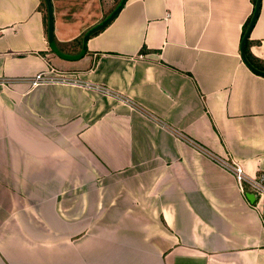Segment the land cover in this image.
I'll return each instance as SVG.
<instances>
[{"label": "crops", "instance_id": "crops-1", "mask_svg": "<svg viewBox=\"0 0 264 264\" xmlns=\"http://www.w3.org/2000/svg\"><path fill=\"white\" fill-rule=\"evenodd\" d=\"M118 2L50 0V39L45 0H0V264H264V200L216 161L264 176L254 1L126 0L57 54ZM247 40L264 72V0Z\"/></svg>", "mask_w": 264, "mask_h": 264}, {"label": "water", "instance_id": "water-1", "mask_svg": "<svg viewBox=\"0 0 264 264\" xmlns=\"http://www.w3.org/2000/svg\"><path fill=\"white\" fill-rule=\"evenodd\" d=\"M46 5H47V10H48V36L51 39L52 38V32H53V19H52V7H51V3L50 0H45ZM126 0H119L118 4L116 5V7L112 10V12L107 15L105 18H103L100 22H98L97 24H95L94 26H92L83 36L82 38V48L81 51L78 54L75 55H66V54H62L60 52H57V54L59 56H61L64 59L67 60H77L79 58H81L85 52H86V43L87 40L89 38V36L98 31L99 29L103 28L104 26H106L108 23H110L116 16L117 14L120 12V10L122 9L123 5L125 4ZM260 4H261V0H256L255 1V5H254V10L251 16V19L249 21V24L246 28V30L244 31V34L242 36L241 42H240V55L243 59V61L245 62V64L255 73L258 74H263L264 72L255 68L254 66H252L249 61L246 58V54H245V42L248 38V36L250 35V32L254 26V23L257 19L258 16V12H259V8H260ZM246 197L248 198V200L250 202H255L256 197L253 193H247Z\"/></svg>", "mask_w": 264, "mask_h": 264}, {"label": "built area", "instance_id": "built-area-1", "mask_svg": "<svg viewBox=\"0 0 264 264\" xmlns=\"http://www.w3.org/2000/svg\"><path fill=\"white\" fill-rule=\"evenodd\" d=\"M52 72V71H51ZM46 73L44 71L37 72L29 81L30 85L37 86L38 84L52 81L53 79H61L62 81L70 80L71 76H60L53 73ZM218 163L230 171L235 180L238 188L241 192H244L245 184L249 186L251 192L256 197V204L264 200V176L260 175L255 178L246 176L242 165L236 161L228 159H217Z\"/></svg>", "mask_w": 264, "mask_h": 264}, {"label": "rangeland", "instance_id": "rangeland-1", "mask_svg": "<svg viewBox=\"0 0 264 264\" xmlns=\"http://www.w3.org/2000/svg\"><path fill=\"white\" fill-rule=\"evenodd\" d=\"M55 164H57V163H55ZM63 166H64L63 164H61V165L59 164L57 166L55 165L54 167L55 168L58 167L59 169H61ZM75 167H78V165L75 164ZM28 179L31 181V182H28V183H30L33 186L34 190H38V186H39V188H40V186H44V184H43L42 181H44L46 179H48L49 181H52V178H45V177H31V178H28ZM64 179H66L65 187L68 190V188L71 185V182H72V180L74 178L73 177H68V178H64ZM53 180H55V178H53ZM56 184L57 183L55 182V186H52L51 188H48L47 187L46 188V192L49 193V194L55 193L56 188H57V185ZM60 198H61V200H63L62 202H60L61 204H80L79 201H78V197H76V198L73 199L72 198V195L69 194L68 191H64V189H63L62 195H60ZM37 200H39L38 199V196L37 197L34 196L33 198H31L30 196L27 197V196H24L23 194H20V196L17 197L16 204H37ZM14 204H15V202H14Z\"/></svg>", "mask_w": 264, "mask_h": 264}, {"label": "trees", "instance_id": "trees-1", "mask_svg": "<svg viewBox=\"0 0 264 264\" xmlns=\"http://www.w3.org/2000/svg\"><path fill=\"white\" fill-rule=\"evenodd\" d=\"M253 1H254V3H255L256 0H253ZM243 33H244V32H243ZM247 45H248V40H246V42H245V54H246V58L249 57V55H248V49H247Z\"/></svg>", "mask_w": 264, "mask_h": 264}]
</instances>
